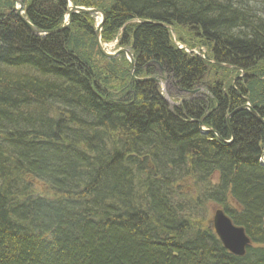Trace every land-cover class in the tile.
Masks as SVG:
<instances>
[{"label": "trees", "instance_id": "16d2710c", "mask_svg": "<svg viewBox=\"0 0 264 264\" xmlns=\"http://www.w3.org/2000/svg\"><path fill=\"white\" fill-rule=\"evenodd\" d=\"M21 1L45 32L69 3L101 9V43L128 48L135 75L156 62L204 95L170 106L121 82L131 64L98 51L95 14L37 36L0 0V264H264V125L234 111L247 98L264 119V0Z\"/></svg>", "mask_w": 264, "mask_h": 264}, {"label": "water", "instance_id": "95a60500", "mask_svg": "<svg viewBox=\"0 0 264 264\" xmlns=\"http://www.w3.org/2000/svg\"><path fill=\"white\" fill-rule=\"evenodd\" d=\"M13 1L15 2L16 5L12 8V12L16 14V16L20 19V21H22L25 24V26L28 28V30L32 34L37 35V36H44V35H49L51 33L63 31L69 25L71 16L73 13L98 14L100 16V20L98 21L96 28L94 29V36H95V42H96L97 48L101 52V54L104 55L105 57H113V56L118 55L119 53L125 52L129 56V60L131 63L130 76L136 82H152V83L159 85V82L161 80L164 81V78L162 76L161 77L146 76V77H140V78L134 77L133 76L134 63L132 61L131 53L127 49L122 48V49L117 50L115 53H108L105 50L104 46L102 45L100 41V31H101L102 23L104 21V12L101 9L95 8V7L75 6L69 3L67 10H66V23L60 28L45 32V31L36 29L29 22V20L26 17V8L24 7V4L22 3L21 0H13ZM152 63H155L157 66H159V68H162L158 63L156 62H152ZM178 91L181 93L183 98L184 97L186 98L187 96L191 97L197 91V89H194L191 91H184L179 88ZM160 96H161V93H160ZM245 101L246 102L241 107L235 109L234 111L238 109L246 108L262 125H264V119L260 117L249 106L247 98H245ZM198 122H199L200 130L202 131V133H207L209 131H212L211 129H208V128L204 129L202 127L201 120ZM263 156H264V150L262 151V157H261L262 165H264ZM211 215L212 216L210 218V223H211L212 229L214 230L215 235L217 236L218 240L220 241L224 249H226L228 252L236 256L244 255L246 248L250 245V239L245 233V230L243 229V227L235 225L231 221V219L224 213V211L220 208L214 209L211 212Z\"/></svg>", "mask_w": 264, "mask_h": 264}, {"label": "flooded vegetation", "instance_id": "af4514ba", "mask_svg": "<svg viewBox=\"0 0 264 264\" xmlns=\"http://www.w3.org/2000/svg\"><path fill=\"white\" fill-rule=\"evenodd\" d=\"M115 58L116 57H119V54L118 55H116V56H114ZM147 66H151V69H150V72L147 74L146 73V67ZM161 66V65H160ZM162 68H159V66H157L155 63H152V62H149V63H147L145 66H144V72H145V74H143V75H141V76H138V75H135L134 73H135V68H134V70H133V76L134 77H136V78H140V77H146V76H157V77H163L164 75L166 76V79H167V85H169L170 87H175V85H174V82H173V80L171 81V80H169L168 78H169V76H170V74L167 72V70H166V68L165 67H163V66H161ZM130 72H131V67H129L128 68V71H127V75H125L123 78H121V82H127V83H130V84H134V83H138V82H136V81H134L133 79H132V77L130 76ZM164 78V77H163ZM154 85L158 88V90H159V85H157V84H155L154 83ZM195 89H197V91L191 96V97H186V98H189V99H194V98H198V97H203V95H204V91H203V89L202 88H199V87H197V88H195ZM194 90V89H193ZM191 91V90H190ZM185 97L183 98V100H185L186 99ZM211 112V110L209 109V110H207V114H209ZM204 129H207V128H205V127H203ZM260 163H261V158H260Z\"/></svg>", "mask_w": 264, "mask_h": 264}, {"label": "rangeland", "instance_id": "374dc122", "mask_svg": "<svg viewBox=\"0 0 264 264\" xmlns=\"http://www.w3.org/2000/svg\"><path fill=\"white\" fill-rule=\"evenodd\" d=\"M98 18H99V15H97L95 19L97 20ZM103 46H104L106 51H109V52H115L116 51V41L115 42L113 41V42H109V43H104ZM125 49H128V48H125ZM163 77H164V81L161 80L160 83H159V90L161 92V97L163 99H165L166 102L170 106L177 105L181 100H183L182 99L183 97H182L181 93L178 91V89L180 87H178L176 85L174 80H173V82H174L175 87L174 88L170 87L169 85H167L166 76L164 75ZM168 79L172 81L171 76H169ZM186 99H188V98H186ZM261 157H262V153H261ZM212 210H214V207L211 206V212H212ZM211 212L210 211L208 212L207 217L211 218V216H212Z\"/></svg>", "mask_w": 264, "mask_h": 264}, {"label": "bare ground", "instance_id": "6f19581e", "mask_svg": "<svg viewBox=\"0 0 264 264\" xmlns=\"http://www.w3.org/2000/svg\"><path fill=\"white\" fill-rule=\"evenodd\" d=\"M15 5H16V4H14V6H15ZM14 6H13V7H14ZM13 7H12V8H13ZM12 8H11V11H12ZM62 26H63V25H62ZM62 26H61V27H62ZM60 32H61V31H60ZM97 49H98V48H97ZM98 51H99V50H98ZM99 52H100V51H99ZM100 53H101V52H100ZM217 64H218L219 66L226 67L224 64H219V63H217Z\"/></svg>", "mask_w": 264, "mask_h": 264}]
</instances>
